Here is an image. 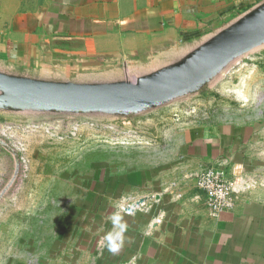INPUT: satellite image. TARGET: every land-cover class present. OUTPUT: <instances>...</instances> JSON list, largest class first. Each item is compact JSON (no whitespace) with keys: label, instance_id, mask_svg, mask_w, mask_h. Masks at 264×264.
<instances>
[{"label":"rangeland","instance_id":"obj_1","mask_svg":"<svg viewBox=\"0 0 264 264\" xmlns=\"http://www.w3.org/2000/svg\"><path fill=\"white\" fill-rule=\"evenodd\" d=\"M263 11L261 1L153 66L126 64L104 80L126 86L160 75ZM202 139L228 159L227 171L234 164L228 173L236 182L264 185V40L151 98L113 102L105 111L42 109L0 90V264L169 262L173 255L146 237L161 205L147 201L132 214L122 206L152 186L175 182L198 192ZM185 220L177 218L176 234Z\"/></svg>","mask_w":264,"mask_h":264},{"label":"crops","instance_id":"obj_2","mask_svg":"<svg viewBox=\"0 0 264 264\" xmlns=\"http://www.w3.org/2000/svg\"><path fill=\"white\" fill-rule=\"evenodd\" d=\"M261 1L0 0V74L111 84L104 79L120 75L126 64L153 66ZM203 140L199 169L224 167L228 159L210 139ZM242 186L233 208L216 217L208 215L196 187V193L175 182L149 187L147 196L154 199L148 201L160 204L163 216L152 219L146 237L153 236L157 248L174 257L162 264H264V185ZM177 218H186L187 226H178L176 234ZM144 239L140 250L148 253L151 241Z\"/></svg>","mask_w":264,"mask_h":264},{"label":"water","instance_id":"obj_3","mask_svg":"<svg viewBox=\"0 0 264 264\" xmlns=\"http://www.w3.org/2000/svg\"><path fill=\"white\" fill-rule=\"evenodd\" d=\"M264 40V11L236 23L195 56L160 75L141 79L126 86L114 83L85 85L76 83H54L26 80L0 74V90L4 93H19L30 98L37 108L54 109L58 104L78 109L107 110L110 103L134 99L151 98L166 88L182 83L188 76L217 60L229 59L239 51ZM1 144L12 151L16 163L18 156L8 144ZM152 196H142L144 202ZM157 197V195H156ZM155 197V198H156ZM136 202V203H138Z\"/></svg>","mask_w":264,"mask_h":264},{"label":"built area","instance_id":"obj_4","mask_svg":"<svg viewBox=\"0 0 264 264\" xmlns=\"http://www.w3.org/2000/svg\"><path fill=\"white\" fill-rule=\"evenodd\" d=\"M194 176L195 187L203 193L205 206L211 216L232 209L237 193L243 189L242 183L236 182L222 166L203 167ZM138 200L139 198L125 203L123 211L132 214L148 201L139 203Z\"/></svg>","mask_w":264,"mask_h":264}]
</instances>
